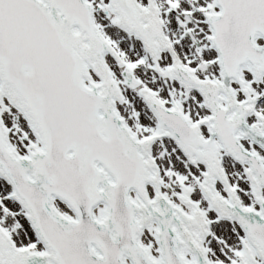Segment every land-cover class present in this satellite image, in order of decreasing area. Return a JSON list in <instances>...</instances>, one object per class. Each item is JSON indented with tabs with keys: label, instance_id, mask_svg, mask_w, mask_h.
<instances>
[{
	"label": "snow or ice",
	"instance_id": "obj_1",
	"mask_svg": "<svg viewBox=\"0 0 264 264\" xmlns=\"http://www.w3.org/2000/svg\"><path fill=\"white\" fill-rule=\"evenodd\" d=\"M0 264H264V0H0Z\"/></svg>",
	"mask_w": 264,
	"mask_h": 264
}]
</instances>
